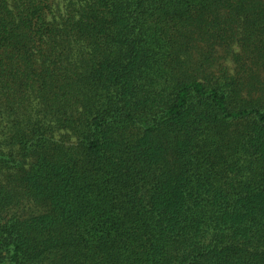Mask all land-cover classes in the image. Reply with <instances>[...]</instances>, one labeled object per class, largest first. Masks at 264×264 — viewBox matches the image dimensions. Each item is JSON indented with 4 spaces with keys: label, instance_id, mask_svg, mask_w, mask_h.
Returning a JSON list of instances; mask_svg holds the SVG:
<instances>
[{
    "label": "trees",
    "instance_id": "trees-1",
    "mask_svg": "<svg viewBox=\"0 0 264 264\" xmlns=\"http://www.w3.org/2000/svg\"><path fill=\"white\" fill-rule=\"evenodd\" d=\"M0 264H264V0H0Z\"/></svg>",
    "mask_w": 264,
    "mask_h": 264
}]
</instances>
